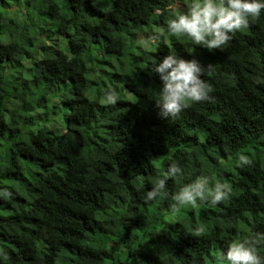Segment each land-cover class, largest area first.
I'll return each mask as SVG.
<instances>
[{
	"label": "trees",
	"instance_id": "trees-1",
	"mask_svg": "<svg viewBox=\"0 0 264 264\" xmlns=\"http://www.w3.org/2000/svg\"><path fill=\"white\" fill-rule=\"evenodd\" d=\"M191 3L0 0V264H222L240 242L264 257V12L208 50L167 35L169 6ZM171 52L212 87L174 120L151 72ZM200 176L229 197L174 211Z\"/></svg>",
	"mask_w": 264,
	"mask_h": 264
},
{
	"label": "clouds",
	"instance_id": "clouds-1",
	"mask_svg": "<svg viewBox=\"0 0 264 264\" xmlns=\"http://www.w3.org/2000/svg\"><path fill=\"white\" fill-rule=\"evenodd\" d=\"M174 18H170L166 32L170 37L186 36L194 45L208 50L223 51L233 36L241 29L247 28L250 18H258L264 12V0H192L187 11L181 12L173 6L168 9ZM145 39V38H144ZM159 37H149L150 44L158 43ZM151 72L158 76L161 82L159 95L162 97L156 107L162 119L174 120L186 107V101L199 103L210 99L212 91L210 84L201 79L203 69L196 59H184L175 52L163 56L151 66ZM130 95L128 92H124ZM127 98V97H126ZM118 95L115 90H107L105 101L110 105L117 103ZM132 100V96L127 98ZM241 164H248L247 157H239ZM180 169L175 164L169 166L164 177L159 179L158 187L148 192L145 202L154 200L163 190L169 175H176ZM210 178L197 177L192 183L186 184L174 197L173 210L181 207H195L197 202L207 201L211 205L227 199L230 186L217 181L210 185ZM227 264H264L255 246L250 242L232 244L221 262Z\"/></svg>",
	"mask_w": 264,
	"mask_h": 264
},
{
	"label": "rangeland",
	"instance_id": "rangeland-1",
	"mask_svg": "<svg viewBox=\"0 0 264 264\" xmlns=\"http://www.w3.org/2000/svg\"><path fill=\"white\" fill-rule=\"evenodd\" d=\"M145 34H141L138 38H139V41H144V38H145V36H144ZM126 94V97L127 98H130V95H128L127 93H125ZM55 115H53L52 116V118H53V120L55 121V122H59V118H62L63 117V114H64V111H63V109L61 108V106L59 105L57 108H55Z\"/></svg>",
	"mask_w": 264,
	"mask_h": 264
}]
</instances>
